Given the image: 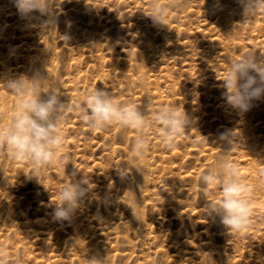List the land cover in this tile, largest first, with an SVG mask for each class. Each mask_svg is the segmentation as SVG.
<instances>
[{
  "label": "rangeland",
  "instance_id": "1",
  "mask_svg": "<svg viewBox=\"0 0 264 264\" xmlns=\"http://www.w3.org/2000/svg\"><path fill=\"white\" fill-rule=\"evenodd\" d=\"M153 3L168 10L167 26L147 16ZM53 4L57 26L44 32L38 19L21 17L14 0H0V77L31 76L47 65L73 109L50 164L15 160L0 142V264H88L91 256L106 264H264V98L242 113L227 104L222 87L231 61L264 55V9L244 21L238 0ZM98 88L118 103L150 102V126L82 123L76 106ZM18 102L0 83V134ZM165 106L194 122L171 147L155 119ZM231 130L241 140L228 159L239 167L250 220L229 233L219 217L204 216L206 201L219 204L222 193L219 185L205 189L200 177L215 167L227 147L221 133ZM141 135L149 149L134 160L131 146ZM74 168L77 179L90 178L97 197L70 222L56 221L53 210Z\"/></svg>",
  "mask_w": 264,
  "mask_h": 264
},
{
  "label": "clouds",
  "instance_id": "2",
  "mask_svg": "<svg viewBox=\"0 0 264 264\" xmlns=\"http://www.w3.org/2000/svg\"><path fill=\"white\" fill-rule=\"evenodd\" d=\"M59 3V0H55ZM243 9L244 21L254 19L264 9V0H238ZM15 7L22 18L39 20V27L51 31L57 26V19L52 15L53 0H14ZM39 13V17H33ZM154 24L167 26L168 10L153 3L151 14L147 15ZM43 17H47L44 19ZM226 90L224 98L228 105L239 112H247L253 102L264 98V55L248 54L241 60L230 62V71L222 80ZM11 94L19 98L16 115L13 117L7 134H0V142L6 145L7 153L15 160H29L37 168L54 161L58 149L66 142L61 125L70 113L72 105L66 94H62L59 81L50 76L47 65L44 71L37 70L31 76L0 77ZM80 119L89 128L106 127L116 121L121 126L132 129H146L152 123L150 102L144 108L134 103H118L110 91L104 88L90 90L86 94ZM162 125L164 143L171 147L175 138L186 131L191 132L193 120L186 111L176 106H165L155 117ZM220 140L227 147L218 157L214 168H210L201 177L200 182L205 189L219 185L222 200L219 204L206 201L202 207L204 216L219 217L220 223L229 233L242 231L250 220V201L245 197L246 187L241 181L237 164L228 157L236 143L240 142L235 130L221 133ZM149 149L148 140L141 135L131 146V155L139 160ZM121 178L129 175L124 168L116 169ZM138 170V169H137ZM78 170L71 172L72 183L60 191L61 203L53 210L56 221H71L76 212L86 201L95 200L97 194L91 187L93 184L85 175L77 179ZM88 264H106V258L88 257Z\"/></svg>",
  "mask_w": 264,
  "mask_h": 264
},
{
  "label": "bare ground",
  "instance_id": "3",
  "mask_svg": "<svg viewBox=\"0 0 264 264\" xmlns=\"http://www.w3.org/2000/svg\"><path fill=\"white\" fill-rule=\"evenodd\" d=\"M131 190H133V189H131ZM134 192H136V190H135V191L133 190V194H132V196H133V195H134V196L137 195V194H135ZM131 193H132V192H131ZM135 197H136V196H135ZM133 198H134V197H133ZM136 198H137V197H136Z\"/></svg>",
  "mask_w": 264,
  "mask_h": 264
}]
</instances>
